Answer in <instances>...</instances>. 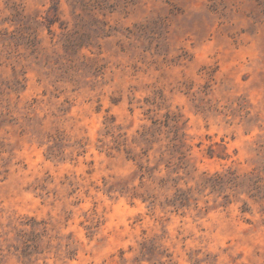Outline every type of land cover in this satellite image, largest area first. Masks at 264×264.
I'll return each instance as SVG.
<instances>
[{"label":"rangeland","instance_id":"1","mask_svg":"<svg viewBox=\"0 0 264 264\" xmlns=\"http://www.w3.org/2000/svg\"><path fill=\"white\" fill-rule=\"evenodd\" d=\"M0 264H264V0H0Z\"/></svg>","mask_w":264,"mask_h":264},{"label":"trees","instance_id":"2","mask_svg":"<svg viewBox=\"0 0 264 264\" xmlns=\"http://www.w3.org/2000/svg\"><path fill=\"white\" fill-rule=\"evenodd\" d=\"M66 42H67L66 45H68V48H69V46H71V44H72V40L68 37V38L66 39ZM181 146H182V145H181ZM181 153H183V152H181ZM230 174L234 175V172H230ZM216 176L218 177L217 179H218L220 182H224V181H225V177H224V175H221V174H219V173H216ZM236 179H237V176H235V177H233V178H230V179H228L227 181H229V180H236ZM117 186H118L117 184H112V185L109 187V191H111L112 189H115ZM188 193H189V191H185V190H182V189H177V192H176V194H175V197H174L173 200L170 201V203H171L172 205H177V204H179V205H184V202L189 200ZM25 243H26V244H25V248H24V250H23L24 253L27 252V249L30 247L29 244H28L27 242H25Z\"/></svg>","mask_w":264,"mask_h":264}]
</instances>
